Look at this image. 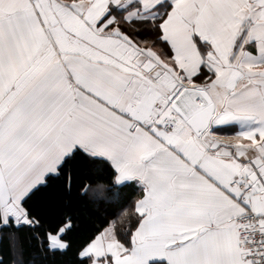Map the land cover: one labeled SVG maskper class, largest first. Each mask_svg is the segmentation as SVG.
Segmentation results:
<instances>
[{
  "label": "snow or ice",
  "instance_id": "obj_1",
  "mask_svg": "<svg viewBox=\"0 0 264 264\" xmlns=\"http://www.w3.org/2000/svg\"><path fill=\"white\" fill-rule=\"evenodd\" d=\"M5 239L0 264H264V0H0Z\"/></svg>",
  "mask_w": 264,
  "mask_h": 264
},
{
  "label": "trees",
  "instance_id": "obj_2",
  "mask_svg": "<svg viewBox=\"0 0 264 264\" xmlns=\"http://www.w3.org/2000/svg\"><path fill=\"white\" fill-rule=\"evenodd\" d=\"M88 178H95V174L93 173H86L82 179H88ZM102 178H97V182L94 183L93 188L90 191V195L103 199L106 198L110 193L108 191V184L107 183H101L100 181ZM0 247L10 250V243L7 239H5L3 245H0Z\"/></svg>",
  "mask_w": 264,
  "mask_h": 264
}]
</instances>
